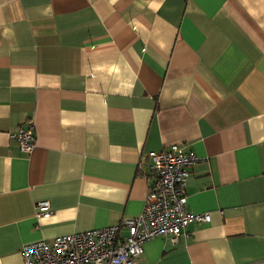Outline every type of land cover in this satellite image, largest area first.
Masks as SVG:
<instances>
[{
	"label": "crops",
	"instance_id": "1",
	"mask_svg": "<svg viewBox=\"0 0 264 264\" xmlns=\"http://www.w3.org/2000/svg\"><path fill=\"white\" fill-rule=\"evenodd\" d=\"M172 145L210 221L133 264H264V0H0V264L138 216Z\"/></svg>",
	"mask_w": 264,
	"mask_h": 264
},
{
	"label": "built area",
	"instance_id": "2",
	"mask_svg": "<svg viewBox=\"0 0 264 264\" xmlns=\"http://www.w3.org/2000/svg\"><path fill=\"white\" fill-rule=\"evenodd\" d=\"M21 153L35 146L30 129L11 135ZM147 175L149 190L141 213L100 229L67 234L50 242L38 241L20 249L22 264H133L143 254V245L155 238H168L176 244L182 231L191 223H208V213L186 209V181L194 155L177 145L149 152ZM36 216L50 215L48 202L36 206ZM125 229L122 234L121 230Z\"/></svg>",
	"mask_w": 264,
	"mask_h": 264
}]
</instances>
